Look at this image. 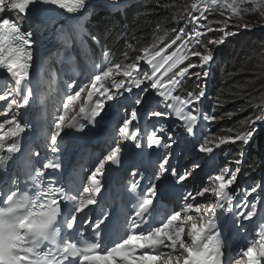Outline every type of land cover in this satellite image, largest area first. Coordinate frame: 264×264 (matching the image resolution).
<instances>
[{
	"label": "snow or ice",
	"instance_id": "1",
	"mask_svg": "<svg viewBox=\"0 0 264 264\" xmlns=\"http://www.w3.org/2000/svg\"><path fill=\"white\" fill-rule=\"evenodd\" d=\"M39 3L56 5L69 13H78L86 7L87 0H0V68L6 69L15 84L14 88L5 89L0 94V101H5L8 109L27 106L34 96L30 68L35 41L33 31H24L15 21L5 18L2 14L6 11H16L26 15L32 5ZM210 5L230 13L227 19L215 22L222 25L219 31L224 37L235 34L225 30L233 16L243 19L245 11L253 8L264 15V0H192L185 12L193 22H199L200 19L206 18L205 13ZM194 12H199L200 16L194 15ZM159 27L160 25H157V28ZM243 27L248 25L245 23ZM205 30L211 32L214 29L205 26ZM180 32H184V29H180ZM204 34L194 28L185 39L181 40L177 34L176 39L165 43L159 50L143 49V55L136 57L137 62L109 63L101 66L91 76L90 86L79 87L63 100V110L55 119V131L50 138L52 153L59 151L58 137L65 128H85V123H81L79 117L93 122L101 116L107 102L118 100L124 93H132L133 88L140 89L145 81L152 82L151 88L155 90L156 96L162 99L166 109L172 110H152L148 111L147 115L167 118L174 113L176 120L181 122L167 131V142L165 137L158 134L165 131L163 126L147 133L146 138L142 139L140 128L133 122L138 118V106L142 105L144 94L148 91V88H144L134 99L130 113L119 125V135L123 141L131 140L139 150L162 148L163 153L158 156V170L154 169L143 188L142 180H132L128 184L127 191L137 198L135 208L132 216L125 219L122 231L119 225L114 228V238L109 240L111 246L101 245L103 233L100 229L105 223L104 220L90 224L93 229L91 235L79 231L73 237L71 233L76 231L79 216L89 206L98 202L95 195L100 193L103 187L99 177L105 176L109 167L118 168L121 165L125 151L122 140H114L110 150L98 160L94 170L87 175V183L82 185V192L73 195L63 186L44 188L45 170H57L62 167L57 161L45 162L42 167L32 169L29 173V190L20 187L18 176L15 174L11 177L4 175L7 173L11 156L20 151V144L15 142L14 138L25 131V126L15 115H12L11 120L0 123V185H4L0 187V264H225L224 246L217 230L216 210H223L227 205L231 211L233 195L230 190L237 182L239 169L231 171L225 167L209 175L207 182L202 186L186 192L180 211L172 210L155 218L159 182L170 175L179 184L186 182L193 175L192 170L185 169L181 174L175 167L170 166L175 133L182 129L188 136H194L201 119H217L215 116L202 115L195 107L205 95L203 89L198 94L189 92L187 98L174 95V91L189 74L190 69L198 66L203 69L215 59L210 49L190 50L191 56L199 58V65L187 63L184 66V62L188 60V55L183 54L184 49L193 41L199 44V38ZM222 42L223 37L209 41L210 44L217 45ZM173 46H176V50L167 53L166 50ZM103 55L108 57L110 52L105 49ZM140 61L151 65L153 69L151 74L145 72L142 78L138 63ZM177 66L178 70L170 78L165 75L172 69H177ZM158 74L164 78L160 79ZM193 74H202L205 77L209 75L207 71ZM68 87L71 88L72 85ZM85 91L87 95L83 98L79 113L66 121L65 112L70 104L81 98ZM16 97H19V100ZM94 98L93 105L91 102ZM3 115H8V111ZM257 121H264V110H261V114L249 118L248 123ZM6 125L7 131L4 130ZM254 133L255 129L250 127L238 135H223L215 141L205 138L197 145V150L209 154L214 148L237 141L247 145ZM235 163L239 164L240 161ZM192 167L198 169L200 165L194 163ZM130 175L135 177L141 174L133 170ZM51 183L54 185L57 182L52 180ZM258 188H264V184H257L244 192L245 199L241 201V205L250 210L237 212V223L239 220H252L258 214L257 203L248 199L257 193ZM207 196L214 198L209 200L207 206L196 202L198 197ZM241 205L235 207L239 208ZM83 223L89 224V221L84 220ZM227 264H264V225L256 230L253 240L241 248V254L234 260L230 259Z\"/></svg>",
	"mask_w": 264,
	"mask_h": 264
},
{
	"label": "rangeland",
	"instance_id": "2",
	"mask_svg": "<svg viewBox=\"0 0 264 264\" xmlns=\"http://www.w3.org/2000/svg\"><path fill=\"white\" fill-rule=\"evenodd\" d=\"M112 1V2H111ZM138 0H105L104 3L100 5L91 6L76 24L75 28L68 29L62 38V43L58 41V45L52 51L50 58L53 62L52 64L48 62V65L53 66V72H57L60 76L66 77L68 83L78 84L77 90L79 87H83L82 83L88 80V84H90L91 75L88 74L87 80L83 76V74L87 73L86 64L83 61V56L85 55L84 50L81 48L79 44V33L82 32L84 26L83 22L87 17H91L93 15H99L102 17V12L104 11H118L123 10L127 6L131 5L133 2H137ZM192 3V0H170L169 7L172 10L171 20L166 24H163L158 31L156 32L153 41L149 44L150 51L159 50L160 47H163L165 43H169L171 40L176 39L177 34L181 37V40L185 39L187 34L191 33L194 28L199 29L205 34L199 38L200 43L196 44L195 41L190 43L187 48L184 49L183 54L188 55V60L184 62V66L187 63H192L194 65H199V58L193 57L190 55V50L196 51H204L206 49H210L215 57L214 61H212L209 65L205 66L203 69L201 67H195L190 69L189 74L184 77V81L193 80L197 83L198 88L203 89L205 93L210 92L214 87L215 82H218V72L219 69H223L226 64L228 66L239 63L240 58L243 57L244 50L248 48L250 43L254 42V39H251L248 36L256 37L257 34H264V15H261L259 11L255 10H246L243 14V19L240 17L233 16L229 21L226 31L235 33L230 36H223V33L219 31V28L222 27L221 24L215 23L216 21H222L228 18L230 13H227L224 9L219 8L218 6H209L207 12L205 13L206 18L200 19L199 22H193L190 17L187 16L185 9ZM194 15L200 16L199 12H194ZM183 17V18H181ZM247 24L248 27H243L244 24ZM205 26L211 27L214 30L211 32H207L205 30ZM180 29H184V32H180ZM247 35L245 37L244 35ZM223 37V42L219 45L210 44L209 41H214L216 39H221ZM263 42L260 43L261 46L257 47V67L259 68V73L257 77L254 78H246L247 80H251L248 82V86L245 89V94L248 95V106L247 110L243 112V115L246 116L244 121L245 131L249 130V128H254L255 133L247 146H253L254 138L261 136V144L264 143V121H257L253 124H249V118H253L255 115L261 114V110H264V36L262 37ZM258 41V40H257ZM255 41V42H257ZM180 41L177 42L179 44ZM131 49V48H130ZM129 49V50H130ZM176 46L166 50L167 53L171 51H175ZM135 49H131L133 55H136ZM142 56V55H141ZM126 57V58H125ZM125 59L129 58L124 56ZM125 61V60H124ZM122 63V62H121ZM140 64V69L142 75L147 72L151 74L152 66L148 67V64H145L143 61L138 62ZM124 64V62L122 63ZM148 67V69H147ZM177 69H172L174 72ZM171 70V71H172ZM202 71H207L209 73L208 76H196L193 73H202ZM168 73V72H167ZM165 73V75L167 74ZM160 79L164 77L161 74H158ZM117 79H122V77H117ZM151 83L149 81H145L143 84L144 88H148L147 93L144 94L143 103L141 106H138V118L142 121L143 124H146L148 121L152 120L156 125L153 130L157 129L159 126H163L165 131L163 135L167 136V131L171 130L173 126H178L181 122L176 120L174 113L167 118H157V117H149L147 115L148 111L152 110H166L159 104V97L156 96L155 90L151 88ZM50 84L54 87V82L51 81ZM13 85V84H12ZM10 86L11 88H14ZM52 87V88H53ZM4 90L1 89L0 94L3 93ZM142 91V90H141ZM140 91V92H141ZM128 93H124V95L116 101L107 102L106 105L110 108H115L118 112H125L126 116L130 113L131 108H128L127 102L125 100V96ZM12 99V97H9ZM17 99V97H16ZM3 103H5L3 101ZM5 108L1 111L0 115L7 110L8 115H3V118H0V122L3 123L4 120H11L12 115L17 117L16 107H12L8 109L7 103L5 104ZM62 106H58L54 108L52 111L51 117L56 119L57 115L62 111ZM72 109H75V106L72 105L71 108L65 112L66 118L72 112ZM172 112V111H168ZM18 119V118H17ZM117 127L122 123L120 120L116 121ZM7 125L5 126V131H7ZM180 143L187 144L191 149H193V139L188 136L186 133L181 131H177L174 137ZM245 145V144H244ZM262 152L258 153V160L264 159V145H262ZM252 155H254V150L250 151ZM257 158V157H256ZM250 159V155L248 154L247 160ZM239 160L240 163L237 164L235 161ZM199 164L200 167L198 169H193V164ZM242 163V158H238L232 161V168L237 169L240 167ZM207 162L205 159V155L200 153L196 148L193 149L192 154L186 153L182 147H178L172 152V156L170 158V166L175 167L181 174L185 169L192 170L193 175L186 181L181 184L180 197H183L186 192L192 191L194 188L200 187L203 183L207 182V178L210 175L207 169ZM238 175V173H237ZM238 180V179H237ZM237 183V182H236ZM214 198L211 196H207L206 198H197L196 202L201 205L207 206L209 200H213Z\"/></svg>",
	"mask_w": 264,
	"mask_h": 264
},
{
	"label": "trees",
	"instance_id": "3",
	"mask_svg": "<svg viewBox=\"0 0 264 264\" xmlns=\"http://www.w3.org/2000/svg\"><path fill=\"white\" fill-rule=\"evenodd\" d=\"M170 0H138L123 10L104 11L102 17L93 15L84 20V32L81 34L80 43L88 50L92 69L96 70L102 60L108 58L111 63L131 64L137 56L143 55V49H148L149 44L158 29L171 20L172 10L169 7ZM157 25H160L157 28ZM248 34L244 35L247 37ZM264 34H257L248 48L244 50L239 63L219 69L218 82L210 92L203 96L204 115L215 116L214 121H205L202 138L208 136L209 141H215L223 135H238L245 131L244 121L247 110L248 95L245 89L248 86L246 78L257 77V47L261 46ZM258 40V41H257ZM257 41V42H255ZM137 52L133 55L130 50ZM110 52L108 57L103 55L104 50ZM130 49V50H129ZM124 56L129 58L125 59ZM125 60V61H124ZM122 62V63H121ZM200 89L193 80L181 81L180 86L174 91V95L187 98L189 92L198 94ZM261 136L254 138L253 146L244 145L242 141L222 145V151L226 159L238 157L246 151L250 155L253 168L260 170L258 153L262 152ZM254 150V155L250 151ZM257 157V158H256Z\"/></svg>",
	"mask_w": 264,
	"mask_h": 264
},
{
	"label": "bare ground",
	"instance_id": "4",
	"mask_svg": "<svg viewBox=\"0 0 264 264\" xmlns=\"http://www.w3.org/2000/svg\"><path fill=\"white\" fill-rule=\"evenodd\" d=\"M112 2V1H111ZM66 30H67V27H61L57 30L56 34H55V39H56V43L59 41H61L62 37L64 36V34L66 33ZM93 105L95 103V98L93 99V101L91 102ZM87 107V105L85 106ZM31 110L34 111V112H37V114H42V111L43 110V107H40L39 103H33L32 106H31ZM79 113V112H78ZM38 115V116H40ZM102 115V114H101ZM76 116V115H75ZM80 118H83V117H80ZM102 125H109V120L108 118H105L104 116H101L97 122H96V126H102ZM72 176H74V173H72ZM220 210L217 212V222L220 220L219 219V216H220ZM218 227H217V230L220 232L221 234V241H222V234H223V229L222 227L217 224Z\"/></svg>",
	"mask_w": 264,
	"mask_h": 264
}]
</instances>
